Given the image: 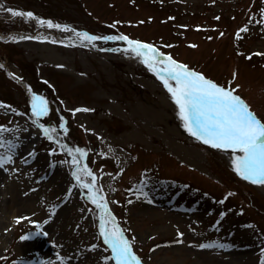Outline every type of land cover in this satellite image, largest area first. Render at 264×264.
<instances>
[{
  "label": "rangeland",
  "instance_id": "obj_1",
  "mask_svg": "<svg viewBox=\"0 0 264 264\" xmlns=\"http://www.w3.org/2000/svg\"><path fill=\"white\" fill-rule=\"evenodd\" d=\"M0 6V127L8 129L0 155L12 156L0 168V264H115L100 236L101 210L77 185L73 157L96 177L140 264H264V185L234 170L243 153L190 135L144 57L126 40L102 39L150 45L161 54L153 57L157 70L171 57L200 71L235 89L264 122V0H0ZM18 7L33 18L4 10L22 13ZM33 97L48 107L39 120Z\"/></svg>",
  "mask_w": 264,
  "mask_h": 264
},
{
  "label": "snow or ice",
  "instance_id": "obj_2",
  "mask_svg": "<svg viewBox=\"0 0 264 264\" xmlns=\"http://www.w3.org/2000/svg\"><path fill=\"white\" fill-rule=\"evenodd\" d=\"M4 10L10 12L13 16L23 15L33 18L31 12L21 13L12 9ZM39 22L41 24L45 23L42 20ZM47 24L50 28H60V25H53L50 21ZM241 31H247V29H241ZM82 39L93 41L101 38L84 34ZM102 39L126 40L130 45V50L137 56L144 57L143 62L154 71L158 78L162 79L164 87L171 94L174 103L179 108V116L184 122L183 126L186 131L212 148L243 153L242 156L234 158V170L242 179L253 184L264 185V122L250 110L239 95L234 94L235 89L218 86L212 80L205 78L203 74L189 69L171 57L167 58V66L163 72L157 70L153 57H159L161 54L150 45L142 44L139 41H131L123 36L104 37ZM149 50L153 56L148 55ZM169 81H174L175 86H172ZM0 107L4 106L0 105ZM31 108L32 115L37 120L48 114L47 104L42 98L33 97ZM77 111H88V109H77ZM5 131H8V129L0 127V137L3 136ZM42 131L45 134L49 132L47 128H42ZM48 138L52 139L50 135ZM3 146L4 141L0 140V147ZM8 147L14 149L17 145L9 142ZM76 151L81 158L86 156L83 150L76 149ZM9 163H12L11 155H0V168H4ZM72 163L77 166V171L73 173L77 185L88 189V199L97 209L101 210L99 216L100 236L103 237L104 243L109 245L112 253L107 259L114 260L115 264H140L138 257L133 254L131 242L125 238L123 231L111 215L104 197L100 195L101 190L95 188L96 177L92 171L86 165L80 167L81 161L76 157H73ZM79 173L91 177V183H82ZM17 222H19V219ZM43 234L46 235V233ZM178 235L182 236L183 234L179 233ZM22 239L27 240L29 237L24 236ZM177 242L182 241L178 240ZM215 246L217 245H200L201 248ZM219 247L224 246L219 245Z\"/></svg>",
  "mask_w": 264,
  "mask_h": 264
},
{
  "label": "trees",
  "instance_id": "obj_3",
  "mask_svg": "<svg viewBox=\"0 0 264 264\" xmlns=\"http://www.w3.org/2000/svg\"><path fill=\"white\" fill-rule=\"evenodd\" d=\"M1 22H2V21H1ZM12 26H13V25H12L11 23L8 24V27H9V28L12 27ZM2 30L5 31L4 28H2ZM2 30H1V31H2ZM3 70H4V69H3ZM218 164H220V162H219L218 160H215V162H214V165H215L214 168H217V166H219ZM229 168H230V167H226L224 170L227 171V172H229V173H231L230 176L233 177L235 180H236V179L239 180V178H238V177H235V175L233 174V172H232L231 169H229ZM220 175L222 176L221 172H220ZM222 178H223V176H222ZM239 181H240V180H239Z\"/></svg>",
  "mask_w": 264,
  "mask_h": 264
},
{
  "label": "bare ground",
  "instance_id": "obj_4",
  "mask_svg": "<svg viewBox=\"0 0 264 264\" xmlns=\"http://www.w3.org/2000/svg\"><path fill=\"white\" fill-rule=\"evenodd\" d=\"M263 189H264V187H263Z\"/></svg>",
  "mask_w": 264,
  "mask_h": 264
}]
</instances>
